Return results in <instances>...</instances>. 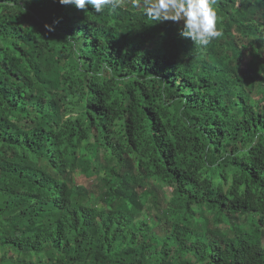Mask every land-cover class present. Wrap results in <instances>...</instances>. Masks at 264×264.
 I'll return each instance as SVG.
<instances>
[{
	"label": "trees",
	"instance_id": "16d2710c",
	"mask_svg": "<svg viewBox=\"0 0 264 264\" xmlns=\"http://www.w3.org/2000/svg\"><path fill=\"white\" fill-rule=\"evenodd\" d=\"M218 16L0 0V264H264V0Z\"/></svg>",
	"mask_w": 264,
	"mask_h": 264
},
{
	"label": "clouds",
	"instance_id": "9594fccd",
	"mask_svg": "<svg viewBox=\"0 0 264 264\" xmlns=\"http://www.w3.org/2000/svg\"><path fill=\"white\" fill-rule=\"evenodd\" d=\"M61 6H71L80 12L93 10L103 14L130 6L155 24L171 21L178 25L180 38L189 39L200 47L209 46L224 33L218 27L219 0H58ZM59 23V21H54ZM46 31L53 32V25L45 24ZM110 70L109 65L103 66Z\"/></svg>",
	"mask_w": 264,
	"mask_h": 264
},
{
	"label": "rangeland",
	"instance_id": "374dc122",
	"mask_svg": "<svg viewBox=\"0 0 264 264\" xmlns=\"http://www.w3.org/2000/svg\"><path fill=\"white\" fill-rule=\"evenodd\" d=\"M80 181H88V179H86L85 177H82V180ZM170 192V190H168V193Z\"/></svg>",
	"mask_w": 264,
	"mask_h": 264
}]
</instances>
